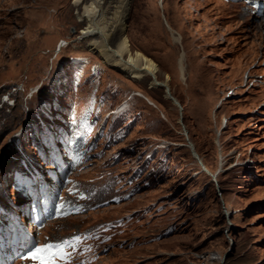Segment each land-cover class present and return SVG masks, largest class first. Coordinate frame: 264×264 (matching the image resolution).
I'll return each mask as SVG.
<instances>
[{"label": "rangeland", "instance_id": "374dc122", "mask_svg": "<svg viewBox=\"0 0 264 264\" xmlns=\"http://www.w3.org/2000/svg\"><path fill=\"white\" fill-rule=\"evenodd\" d=\"M123 1L129 52L153 61L156 80L181 110L150 76L122 72L91 49L92 36L81 33L90 0H0V176L11 165L13 136L37 119L51 93L41 88L68 71L70 56H83L80 80L89 76L78 95L99 82L98 91L111 92L107 111L126 106L128 131L114 148L130 153L131 163L137 150H154L151 162L162 156L167 168L129 199L52 222L48 231L130 214L117 238L123 242L95 264H264V83L248 88L241 80L244 70L264 71L262 19L240 0ZM99 2L100 9L120 3ZM117 36L109 37L111 48ZM169 223L173 232L150 240Z\"/></svg>", "mask_w": 264, "mask_h": 264}, {"label": "bare ground", "instance_id": "6f19581e", "mask_svg": "<svg viewBox=\"0 0 264 264\" xmlns=\"http://www.w3.org/2000/svg\"><path fill=\"white\" fill-rule=\"evenodd\" d=\"M119 1V4L117 2V4L115 3L116 5L108 4L103 9H100L99 0H90L87 13H85L84 16V19L87 21V25L81 33L83 36H92V40L89 45L91 49L102 56L105 62L129 75H148L151 78V84L156 85V82L158 81L154 76L156 66L153 61L148 59L141 52L134 53L133 55L129 52L130 50L123 32L126 14L124 9L125 5L123 0ZM257 25L258 28H264L263 21H260ZM114 31L115 34L118 35L117 42L114 47L111 48L109 46V37ZM61 45L63 44L60 42L59 47ZM161 83L164 86H167L164 82ZM189 143L187 144L189 148L191 149L190 146L192 145V151L196 153L193 144L190 141ZM203 167L204 168H202V170L210 175L213 174L211 177L215 180V173L209 172L208 168L204 164ZM76 212L74 210V216ZM66 218H69V216ZM30 228H33V226H30Z\"/></svg>", "mask_w": 264, "mask_h": 264}, {"label": "built area", "instance_id": "2783aa9c", "mask_svg": "<svg viewBox=\"0 0 264 264\" xmlns=\"http://www.w3.org/2000/svg\"><path fill=\"white\" fill-rule=\"evenodd\" d=\"M242 83L248 88H254L255 86H261L264 83V71H256V70H244L241 75ZM230 91H227V94ZM225 120V118H223ZM222 120V121H223ZM140 160L142 157L140 156Z\"/></svg>", "mask_w": 264, "mask_h": 264}, {"label": "water", "instance_id": "95a60500", "mask_svg": "<svg viewBox=\"0 0 264 264\" xmlns=\"http://www.w3.org/2000/svg\"><path fill=\"white\" fill-rule=\"evenodd\" d=\"M156 85H160V86H162L163 88H164V90H165V96L167 97V98H169L171 101H173L176 105H177V107H178V109H179V111L181 110V105H180V103L169 93V90H168V87L167 86H164L161 82H156ZM180 120V119H179ZM183 128V127H182ZM183 132H184V134H185V139L187 140V144L189 143V140L187 139V137H186V130L183 128ZM190 144V143H189ZM191 147V153L193 154V156L197 159V161H198V163L201 165V168H204L203 167V164H202V162H201V160L198 158V155H197V153H195V152H193L192 151V145L190 146ZM211 175H213V174H211Z\"/></svg>", "mask_w": 264, "mask_h": 264}, {"label": "clouds", "instance_id": "9594fccd", "mask_svg": "<svg viewBox=\"0 0 264 264\" xmlns=\"http://www.w3.org/2000/svg\"><path fill=\"white\" fill-rule=\"evenodd\" d=\"M140 156L142 157V154H141V152L139 151V150H137V159H135V160H137V167L139 166V163L141 162V160L139 159L140 158ZM125 201V200H124ZM121 202H123V201H121ZM121 202H119V203H121ZM111 202H109V203H107V204H110ZM119 203H111V204H119ZM101 206H104V205H101ZM98 207H100V206H98ZM98 207H96V208H98ZM95 209V208H94ZM93 209V210H94ZM88 211H92V209L91 210H88ZM82 214V213H81ZM70 216H73V215H70ZM69 216V217H70ZM68 217V216H67ZM102 257V256H101ZM101 257L99 258V259H101ZM99 259H97V260H95V261H93V263H91V264H95Z\"/></svg>", "mask_w": 264, "mask_h": 264}, {"label": "snow or ice", "instance_id": "6c2138e0", "mask_svg": "<svg viewBox=\"0 0 264 264\" xmlns=\"http://www.w3.org/2000/svg\"><path fill=\"white\" fill-rule=\"evenodd\" d=\"M37 251H40V250H37Z\"/></svg>", "mask_w": 264, "mask_h": 264}, {"label": "flooded vegetation", "instance_id": "af4514ba", "mask_svg": "<svg viewBox=\"0 0 264 264\" xmlns=\"http://www.w3.org/2000/svg\"><path fill=\"white\" fill-rule=\"evenodd\" d=\"M156 261V260H155Z\"/></svg>", "mask_w": 264, "mask_h": 264}]
</instances>
